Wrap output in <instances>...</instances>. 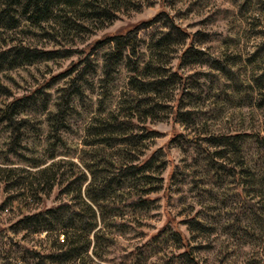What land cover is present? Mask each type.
<instances>
[{
	"label": "rangeland",
	"instance_id": "1",
	"mask_svg": "<svg viewBox=\"0 0 264 264\" xmlns=\"http://www.w3.org/2000/svg\"><path fill=\"white\" fill-rule=\"evenodd\" d=\"M82 25L71 34L50 22L30 34L1 35L0 45L21 42L69 56L0 73V108L15 98L35 101L18 117L27 123L15 150L11 130L0 125V264L35 263L33 251L45 246V234H13L12 226L23 213L78 203L74 186L63 192L76 173L85 176L84 200L94 177L154 152L150 175L161 183L150 186L160 187L146 197L153 201L144 210L118 212L112 206L120 193L112 192L106 223L122 224L121 232L106 230L110 244H99L97 256L90 251L88 263L187 264L190 256L198 264H264V0H128L112 20ZM129 30L135 54L123 49L122 61L106 74L104 58L115 50L105 39ZM166 34L173 43L156 54L153 44ZM194 52L199 61L189 57ZM149 62L171 88L154 101L139 96L140 111L150 114L133 116L124 132L98 134L102 121H129L122 108L133 95L129 81L144 80L133 70ZM68 95L58 130L50 114ZM129 135L143 140L132 146L124 141ZM52 162L59 163L62 183L31 197L22 187L27 173ZM157 164L164 167L160 175ZM7 169L14 171L13 188L1 180Z\"/></svg>",
	"mask_w": 264,
	"mask_h": 264
},
{
	"label": "trees",
	"instance_id": "2",
	"mask_svg": "<svg viewBox=\"0 0 264 264\" xmlns=\"http://www.w3.org/2000/svg\"><path fill=\"white\" fill-rule=\"evenodd\" d=\"M127 3L128 0H0V40H3L1 36L4 35L3 33L14 34L19 31L20 33L30 34L32 28L39 29L44 23L50 22L54 24L53 30L63 34L79 32L80 29L85 28L82 24L88 21L108 22L112 20L115 12L125 8ZM168 35L159 38L153 44L152 48L156 54L169 46L170 43H173ZM105 40L107 43H113L115 50L104 58V72L107 74L114 65L122 61L121 51L123 49H129L133 55L135 54L136 37L129 30L125 34H117ZM186 51L183 52L181 57L187 54ZM196 53L194 52L189 57L199 61L200 57ZM68 56L62 50H38L21 42L13 43V41H10L8 44L0 45V73L36 63L63 60ZM137 68L139 71L138 76H141L144 80H138L135 77L130 79L129 85L133 95L122 107L127 112L125 114L129 121L125 123L118 122L117 116H114L112 121H102V123H99L102 132L98 133L96 131L98 134L103 132L117 134L122 130L124 132L127 130L133 116L137 114L140 118L141 115L147 116L150 114V111L144 109L140 111L139 96H144V102H150L152 96L167 92L166 90L173 85L170 80H162L158 72L159 69L150 62L143 63L140 68L138 65L133 72L137 73ZM79 78L75 79L77 81L81 80ZM169 79H172V77ZM72 91L70 95L76 94V88L72 87ZM70 95L66 96L60 105H55L57 108L55 115L50 114V116H53L58 130L63 128L66 111L69 110ZM34 102L30 97L15 98L7 103L4 108H0V125L4 124L7 129L11 130L13 140L11 150H15L17 142L21 139L19 132L27 123L24 118L18 117ZM109 133L107 134L110 135ZM111 140L112 138H107L104 142L111 147ZM142 140L143 136L138 135H129L124 138V141L132 146H137ZM54 158L51 155L50 159L53 160ZM156 159L157 156L154 152L147 159L139 161L138 158H135L133 161H124L116 165V170L112 175H105L102 178L94 177L93 181L89 182L84 188V200L81 191L85 183V176L76 173L63 187V192H69L70 188L74 186L72 193L75 194L76 197L74 198L78 199V203L65 201L31 214L23 213L12 226L13 234L20 232L27 235L45 234L46 238L43 242L45 246L39 251H33L34 264H89L88 262L91 261L90 251L93 252L94 256H97L96 248L98 245L104 243L109 245V242H111L105 231L110 230V234H115L121 232L120 228L123 226L120 223H106L105 213L112 206L106 203L107 197L112 192L120 193L118 195V205L112 206L114 211L119 212L121 209L129 211L144 210L153 201L146 199V197L160 188L159 186L150 187L152 184L161 183V179L150 175ZM105 162L111 164L112 161ZM36 168H39V166ZM156 169V174L160 175L164 167L157 164ZM59 170V163L52 162L34 173H27L29 176L28 183L26 185L23 182L22 187L24 186L29 190L27 194L29 193L31 197L42 192L43 188L49 187L51 189L57 182H61L62 174H59ZM4 172L6 177L1 179L2 182L11 186V188L17 186L10 175L14 171L7 169ZM24 195V192L18 193L10 199L23 198ZM99 218L102 220V226L98 223ZM168 235L174 241L180 240L178 233H169ZM157 236L158 234L152 238ZM185 260L187 264H198L190 256H187Z\"/></svg>",
	"mask_w": 264,
	"mask_h": 264
}]
</instances>
